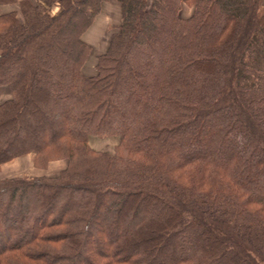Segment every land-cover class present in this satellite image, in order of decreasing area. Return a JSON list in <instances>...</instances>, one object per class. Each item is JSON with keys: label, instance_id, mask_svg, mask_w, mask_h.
Masks as SVG:
<instances>
[{"label": "trees", "instance_id": "1", "mask_svg": "<svg viewBox=\"0 0 264 264\" xmlns=\"http://www.w3.org/2000/svg\"><path fill=\"white\" fill-rule=\"evenodd\" d=\"M43 1L0 0V167L67 165L0 178V264H264L262 0H118L92 76L104 0Z\"/></svg>", "mask_w": 264, "mask_h": 264}, {"label": "crops", "instance_id": "2", "mask_svg": "<svg viewBox=\"0 0 264 264\" xmlns=\"http://www.w3.org/2000/svg\"><path fill=\"white\" fill-rule=\"evenodd\" d=\"M33 1H37V0H33ZM43 3L47 5V8L50 14L57 15L60 12L61 8L58 4L56 3L50 4L47 0L43 1ZM262 3L264 4V0H262ZM185 7H187L190 10H193L192 7L187 6V5L183 6L184 10H185ZM13 9H18L17 3L6 4V5L1 6L0 12H6L9 10H13ZM189 15H191V12ZM122 17H123L122 4L118 0H104L102 2L100 12L96 15L93 23L85 30V32L82 35L84 41L87 42L91 47L89 56L87 57V60L85 61L82 67V71L85 75L92 76L96 73V64H97L98 57L104 54L108 50L112 34L114 30L116 29V27H118L120 23L122 22ZM0 94L8 97L10 94L9 87L8 89L0 88ZM106 143L108 144L107 139L99 140V139H94L92 135L89 136V144L92 147L94 145L95 149L99 150L101 149L103 145H106L102 149H105L108 152H112L115 150L116 144L113 146L112 149H110V147H107ZM24 157H29L31 160L33 157V154L29 153V154H26ZM57 161H61V160L51 161L48 165L49 166L48 168H50V166H52V164ZM62 167L63 165H61V168ZM36 169L39 172L35 173V175H43V173L44 174L49 173L48 169H39V168H36Z\"/></svg>", "mask_w": 264, "mask_h": 264}, {"label": "rangeland", "instance_id": "3", "mask_svg": "<svg viewBox=\"0 0 264 264\" xmlns=\"http://www.w3.org/2000/svg\"><path fill=\"white\" fill-rule=\"evenodd\" d=\"M190 12L192 13V10L185 7V10L183 9L181 11V14L184 17H188ZM186 13H188V14H186ZM88 60H89V58H88ZM0 88L1 89L2 88L8 89V86L7 85H0ZM2 96H4V97H2ZM9 97H10V94L8 97L0 94V102H2L3 100H5ZM92 137H94V139H99V140H106L107 139L108 144L107 143L106 144H107V147H110V149H112L115 144L117 145L119 143V140H120V137L118 135H113V136H93L92 135ZM105 146L106 145H103L101 147V149H99V151H104L105 149H102V148H104ZM92 148L95 149L94 145ZM95 150H97V149H95ZM106 152H108V151H106ZM113 152L114 151H112L110 153H113ZM25 155H21V156L15 158L9 162L3 163L0 167V178H12V177H19V176H42V175H35V173L39 172L36 168L48 169L49 173H46V174L43 173V175L57 176L67 165L66 159H59L61 161H57V162L53 163L52 166H50V168H48L49 164L46 167H38V166L34 165L33 157L30 160L29 157H24ZM61 165H63L62 168H61ZM40 173H42V172H40Z\"/></svg>", "mask_w": 264, "mask_h": 264}]
</instances>
